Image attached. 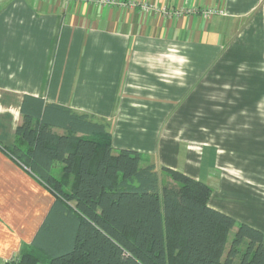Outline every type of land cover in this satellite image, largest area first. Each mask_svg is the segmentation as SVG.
Returning a JSON list of instances; mask_svg holds the SVG:
<instances>
[{"label":"crops","instance_id":"obj_1","mask_svg":"<svg viewBox=\"0 0 264 264\" xmlns=\"http://www.w3.org/2000/svg\"><path fill=\"white\" fill-rule=\"evenodd\" d=\"M114 1L0 0V264L56 201L9 153L25 96L108 123L115 151L207 184L264 234V0Z\"/></svg>","mask_w":264,"mask_h":264},{"label":"trees","instance_id":"obj_2","mask_svg":"<svg viewBox=\"0 0 264 264\" xmlns=\"http://www.w3.org/2000/svg\"><path fill=\"white\" fill-rule=\"evenodd\" d=\"M21 116L9 153L56 201L31 246L5 264H264L260 230L211 208L207 184L115 151L108 123L33 96Z\"/></svg>","mask_w":264,"mask_h":264},{"label":"built area","instance_id":"obj_3","mask_svg":"<svg viewBox=\"0 0 264 264\" xmlns=\"http://www.w3.org/2000/svg\"><path fill=\"white\" fill-rule=\"evenodd\" d=\"M63 1H66L67 3H70V2H73V1H76V0H63ZM78 1H83L84 0H78ZM95 1L96 3H99L101 5H113L115 4V1L114 0H93ZM142 6V11L144 13H148L150 12L151 8L146 4L144 5H141ZM208 16H211L214 14V11L213 10H208L207 13H206Z\"/></svg>","mask_w":264,"mask_h":264},{"label":"rangeland","instance_id":"obj_4","mask_svg":"<svg viewBox=\"0 0 264 264\" xmlns=\"http://www.w3.org/2000/svg\"><path fill=\"white\" fill-rule=\"evenodd\" d=\"M60 174V173H59ZM163 179L164 180H166V181H169V178L167 177V176H165V175H163ZM240 224H242V223H240ZM234 235V233L232 234V236Z\"/></svg>","mask_w":264,"mask_h":264}]
</instances>
